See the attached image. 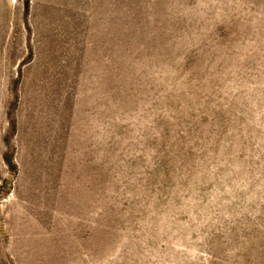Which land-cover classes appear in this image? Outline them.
<instances>
[{
  "label": "rangeland",
  "instance_id": "obj_1",
  "mask_svg": "<svg viewBox=\"0 0 264 264\" xmlns=\"http://www.w3.org/2000/svg\"><path fill=\"white\" fill-rule=\"evenodd\" d=\"M0 264H264V0H0Z\"/></svg>",
  "mask_w": 264,
  "mask_h": 264
}]
</instances>
